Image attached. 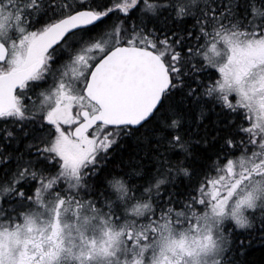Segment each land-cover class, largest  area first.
<instances>
[{
    "label": "snow or ice",
    "instance_id": "1",
    "mask_svg": "<svg viewBox=\"0 0 264 264\" xmlns=\"http://www.w3.org/2000/svg\"><path fill=\"white\" fill-rule=\"evenodd\" d=\"M253 238L264 0H0V264H240Z\"/></svg>",
    "mask_w": 264,
    "mask_h": 264
},
{
    "label": "trees",
    "instance_id": "2",
    "mask_svg": "<svg viewBox=\"0 0 264 264\" xmlns=\"http://www.w3.org/2000/svg\"><path fill=\"white\" fill-rule=\"evenodd\" d=\"M245 244H249V239L245 236H240ZM240 264H264V242L259 239H252L250 247L245 250L244 255L238 256Z\"/></svg>",
    "mask_w": 264,
    "mask_h": 264
}]
</instances>
